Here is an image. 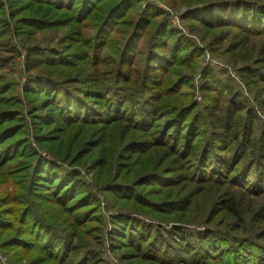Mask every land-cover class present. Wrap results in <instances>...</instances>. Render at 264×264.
<instances>
[{
	"label": "trees",
	"instance_id": "obj_1",
	"mask_svg": "<svg viewBox=\"0 0 264 264\" xmlns=\"http://www.w3.org/2000/svg\"><path fill=\"white\" fill-rule=\"evenodd\" d=\"M31 1H36L37 6L41 7L48 5L73 11L75 14L72 13V17L75 15V18L72 20L75 21L77 33L84 36L93 30V34L86 36V39L81 37L80 40L82 45L87 47L82 53L86 60H83L82 56L77 58L78 55L75 54L67 62L59 61L62 59L55 62L54 59L59 57L57 54L42 57L39 52L29 50L25 68L31 70L42 65L41 61L50 59L48 65H54L55 62V66L59 67L58 71L65 73L62 80L53 77L39 81L35 78L37 84L27 88L29 93H34L40 84L45 95L42 103H54L46 104L47 107L43 108L41 106L43 112L31 114L30 118L49 115L50 122L45 124V127L52 129H55L53 126L59 125L61 128L75 123L98 127L105 123L101 126L105 127L127 122L133 129L153 130L149 134V145L162 148V156L169 157L167 151H171V157H177L180 161L186 160L193 166L192 171L190 169L185 173L190 176L183 174L179 182L165 181L168 179L166 174L175 180L180 177L177 172L179 167L174 166H166L161 177L148 174L147 179L155 181L154 185L157 183L170 189L182 188L188 183L192 184V190L201 191L204 186H208L219 194L213 207L228 214L235 225H238L225 230H190L185 226L165 228V224H152L153 221L150 220L145 222L129 216H114L111 219L117 221L116 237H123L127 244L120 241L117 243L127 247V251H130L127 252L129 258L144 264H264V99L261 98L264 92V41L256 48L251 40L257 36L264 37V0H160L174 11H180L178 20L188 35L196 37L195 29H203L207 37H211L208 47L212 46V42L222 45L225 42L223 36L224 40L235 38L234 42L228 44V61L231 65L243 64V68L238 69L239 75L242 73L239 77L256 89L258 94L255 103L261 109V114L247 104L241 92H235L227 81H218L208 69L200 75L204 82L200 86L204 95V114H200V111L194 113V105H176L173 110L171 96H181L176 93L183 88L185 78L187 81L193 80L192 72L187 76L181 73L179 75L175 70L174 67L182 65L185 58L179 56L178 52L183 50L187 53V59L198 52L193 49V43L187 35L170 23L164 10L147 0ZM143 1L145 6L139 9L138 6ZM132 10L136 11L135 16H130ZM35 13L48 12L36 10ZM118 23L124 26L120 31L123 38L117 43L115 51H111L114 43L112 35L118 33ZM179 46L182 49H179ZM137 56L143 60L140 68H134ZM78 59L81 61L76 62ZM195 66L189 63L186 67ZM71 74L75 75L74 80H70L73 77ZM70 81L83 86L80 90L66 89L71 84ZM52 83L58 85L56 90L51 87ZM187 85H190V82ZM58 88L65 92L61 94ZM4 93L5 88L0 86V96ZM58 99L59 105L55 107ZM99 99L103 101L100 105L102 111H91L88 101ZM35 109L36 107H33V110ZM0 113H3L0 114V126L13 121L10 111L0 110ZM204 115L212 117L209 121L211 125L218 122L221 132H214V126L209 130L210 126L207 127L203 122ZM158 116L164 117L166 121L161 127L162 131L157 130L158 126H153ZM44 118L37 125L41 124ZM35 129L39 130L40 126ZM42 136L45 142L53 140L50 130ZM122 141H125V137ZM192 141L194 142L191 144ZM0 144L4 145L0 150L3 155L0 169H5V165L15 155V145L12 149H7L10 144L6 145V140L2 141L1 138ZM25 145L27 149V143L21 148ZM28 151L24 150L23 154L28 156V159L31 157L29 162L33 163L38 154ZM44 152L46 155L49 153ZM81 152L83 148L77 151V159ZM48 156L40 159L39 166L43 165V171L47 168L46 176H43L45 183L51 180L49 177L53 174L54 181L51 180V183H56L53 191L58 195L60 193L63 199H72L79 195L87 199L85 203L88 205L97 204L96 196L82 180H77L79 174L76 171L71 168L69 172L60 170V165L65 166L64 163H68L65 156ZM106 163L109 166L105 168L108 171L105 180L111 177L113 180L105 184V187L122 188L127 192L124 198H127L128 202L138 200L142 202L141 207L150 209L147 200L140 199L138 191V186L145 183L142 182L145 178H139L133 184L120 185L116 182L119 173L110 176V172L114 168L125 169L124 162L117 156L108 162L97 158L94 160L95 171ZM55 169H58V172H52ZM152 176L154 178H151ZM193 176L196 178L193 179ZM22 189L24 191V188ZM27 191L25 189V192ZM180 192L181 190H178L177 194ZM23 197H31L30 192L28 196ZM183 199L184 197L175 196L171 202L166 203L172 208L178 206V209L186 210L190 203ZM12 201L14 198L10 197L6 202L1 200L0 205L5 206ZM20 214L14 222L22 224L24 230H19L22 232L18 233L17 237L12 238L13 234L9 235L11 238L0 246V250L16 249L20 257L33 252L40 253L41 259H32L28 264H101L99 244L88 243L91 240L98 241L101 237L86 240L82 232L85 226L81 229L84 223L80 220H63V224H51L39 218L37 225L32 227L27 220V212ZM89 218L96 220L94 216ZM0 227L6 231L10 230L9 224L2 219ZM98 242L100 243V240Z\"/></svg>",
	"mask_w": 264,
	"mask_h": 264
},
{
	"label": "rangeland",
	"instance_id": "obj_2",
	"mask_svg": "<svg viewBox=\"0 0 264 264\" xmlns=\"http://www.w3.org/2000/svg\"><path fill=\"white\" fill-rule=\"evenodd\" d=\"M143 2L139 4V9L144 8L145 2ZM156 3L155 7L164 10L170 23L180 30L181 33L187 35L193 43V49L198 52L192 55L193 59L191 57L187 59V53H184L183 50H180V53L178 52L179 56H184L185 58L181 57L184 58L183 64L175 66V70L179 75L181 73L187 76L192 72L193 80L187 81V78H185L182 85L183 88L181 87L182 89L179 90V93H176L177 95H181L180 97L170 95L172 97L170 102L174 104L171 105V108L175 110L176 105H194L195 107L192 109L194 113L200 111V114H204L202 112L204 95L200 89V86L204 82L200 78V75H203L204 73L202 74V72L208 69L214 73V77L218 81H227V84L233 86L235 92H241L247 104L250 107L252 106L251 108H256V111L261 114V109L255 103L258 94L256 89L239 77L240 75L242 76V73L239 75L238 69L243 68V64L233 63L231 65V62L228 61L230 57V53H226L228 44L234 42L235 38L229 37L224 40L225 36H223L222 39L225 42L222 45H219V42H212V46L208 47L211 37H207L203 29L199 31L195 29L196 37L188 35L187 31L182 27V23L178 22L177 24L175 23L176 21L173 22L169 15L171 13L165 9L168 8V10L177 15L180 14V11H174L160 0H156ZM36 10L38 12L39 10H46L48 13L36 14ZM131 12L130 16H135L136 11L132 10ZM72 13L75 14L64 7L58 9L48 5L43 7L37 6V2L31 0H0V22L2 23L0 24V86L5 88V93L0 96V110L10 111L13 120L8 125L0 126V138L2 141L6 140V143H8L6 145L10 144L7 149H12L15 145L13 150L15 155L5 165V169H0V202L1 200H5L6 202L10 197L14 198L12 203H6L5 206L0 205V219L10 226V230L8 231L0 227V246L7 242L9 238L17 237L18 233L22 232L19 230H24L22 224L14 222V220H18L21 212H27V220L32 224V227L37 225L39 218L43 222L51 224L56 222L63 224V220H80L84 223L83 226L81 225V229L85 226L82 232L86 240L101 237L99 239L100 243L98 242L99 240L88 242L99 244V248H101V264H144L137 259L129 258V253L127 252L130 251H127V247L117 243V241H120L125 242V245L127 244L123 237L120 239L116 237L118 235L117 221H112L113 219H111L114 216L126 218L129 216V218L145 222L150 220L153 221L152 224H157V222L165 224V228L185 226L190 230H204V228L225 230L237 227L238 225H235L236 223H234L228 214L213 207V204L218 201L219 194L213 192V189H210L208 186H204V189L201 191L192 190L190 189L192 184L188 183L182 188L176 187L170 189V187L161 186L157 183L154 185L155 181L147 179L148 174L161 177L162 173L165 172L163 169L166 166H174L179 167L177 168V172L180 177L175 180L170 178L169 174H166L165 176L168 179L165 181L172 182L173 180V182H179L183 174L190 176V174L185 173L190 171V169L192 171L193 166V164L187 163L186 160L180 161L177 157H171V151H167L169 157H167L168 155L162 156V148L159 149L158 147L149 145V134L153 130L140 131L133 129L127 122L105 125V127H101L105 123H102L99 127L91 124L75 123L61 128L59 125L58 127L53 126L55 129H52V127H45V124L50 122L49 115L30 118L31 114L43 112L41 106L43 108L47 107L46 104L53 103V101L42 103L45 95L42 92L44 88L40 84L38 85L39 89H35L37 90L36 92H28L27 88L29 86L37 84L35 83V78L39 81L53 77L57 80H62L65 73L58 71L59 67L55 66V62L59 59H62L59 61L67 62L75 54L78 55L77 58L81 56L83 58L84 55L82 53L87 50V47H84L80 40L81 37L82 39H86V36L89 37L93 34V30L87 32L84 36L77 33L75 21L72 20V18H75V15L72 17ZM42 22L43 25H41ZM123 28L122 23L117 24L116 31L118 33L112 35L114 43L111 51H115L114 48L118 46L117 43L122 41L123 35L120 31ZM166 37L169 36L166 35ZM251 40L256 48H258L260 43L264 41V37L257 36ZM179 49L182 48L179 46ZM29 50L39 52L42 57H46L48 54H57L59 57L54 59V65H48L50 59H46L41 61L42 65L29 70L25 68ZM83 60L86 59L83 58ZM79 61L81 60H76V62ZM174 62H176V58H174ZM134 63V68H140L143 64L142 57L137 56ZM189 63L193 64V66L196 63V66L193 68L186 67ZM71 75L73 77L70 80H74L75 75ZM70 82L71 84L66 89L80 90L83 86L79 83L74 84L72 81ZM189 82L190 85H187ZM56 86L58 85L55 83L51 84L54 90H56ZM60 90L62 91V89ZM61 91V94L65 92ZM261 98L264 99V92H262ZM88 102L91 104L88 106L91 111H102L100 105H102L103 101L101 99ZM58 105L59 99L56 100L55 107ZM48 106L50 108L53 107V105ZM33 107H36V109L33 110ZM43 117H45L43 122L41 121V124L37 125ZM211 119L212 117L210 116H203V122L206 123L207 127L210 126L209 130L214 126V132H221L218 122L210 124L209 121ZM165 122L164 117L158 116L154 120L153 126H158L157 130L162 131L161 127ZM37 126H40L39 130L35 129ZM48 130H50L51 139L53 140L45 142L42 135ZM180 133L182 134V132ZM123 137H125L124 142L127 145L122 141ZM25 143H27V149L26 145L21 148ZM2 148H4V145L0 144V150ZM41 148L44 151H49L48 155L65 156L68 163H64L65 166L60 165V170H65L62 172H69L68 170L71 168L73 171H76L79 174L77 180H82L86 184L87 188L96 196L97 204L93 206L88 205L85 203L87 199L79 197V195L74 196L72 199H70L71 197L63 199L60 193L58 195L56 191H53L56 185V183H51V180L52 182L54 181L53 174L49 177L51 179L49 182L45 183L43 181L47 168L45 167L44 172L43 165L39 166L41 163L40 159L43 160L49 156ZM79 148H83V152H81L77 159L76 153ZM133 148L134 150H132ZM24 150H29L28 153L32 151L37 152V160L33 163L29 162L32 159L31 157L28 159V156L23 154ZM2 156V153H0V160L3 158ZM114 156L119 157L121 162H124L126 168L111 169L110 176L119 173L116 182L120 185L133 184L139 178L144 177L145 181L142 182L145 183L138 186L139 197L143 201L147 200L150 209L141 207L140 204L142 202L138 200L128 202L127 198H124V196H127V192L122 188L110 189V187H107V190L105 184L112 179L111 177V179L107 178L105 180L106 174H108L105 168L109 165L107 163L106 165H101L102 167L95 171L94 160L98 158L101 161L108 162ZM57 170H52V172H58ZM8 171L10 173H7ZM181 172L182 174H180ZM153 176L151 178H154ZM194 178L196 177L193 176ZM22 188H24V191ZM25 189L28 191L25 192ZM178 190H181L179 194H177ZM29 192L32 198L23 197L28 196ZM175 196L177 198L184 197L183 201L187 200L190 203L189 208L180 210L178 206L174 208L170 207L166 202H171ZM45 198L50 199V202ZM65 208L69 210L67 211ZM96 210L99 213L95 214ZM92 216L96 220L89 218ZM25 228L27 229V225H25ZM9 235L12 236L9 237ZM74 241L77 240L74 239ZM15 250L7 248L0 250V264H28L32 259H41L40 253L33 252L26 254L25 257H20Z\"/></svg>",
	"mask_w": 264,
	"mask_h": 264
},
{
	"label": "built area",
	"instance_id": "obj_3",
	"mask_svg": "<svg viewBox=\"0 0 264 264\" xmlns=\"http://www.w3.org/2000/svg\"><path fill=\"white\" fill-rule=\"evenodd\" d=\"M149 3H151V4H153L154 6L155 5H157V3H156V0H147ZM160 6V5H159ZM162 8V7H161ZM164 9V8H163ZM167 12H169V13H171V14H169L170 15V17H171V20L173 21V22H175V23H177L178 24V22H179V20H178V15L177 14H175V13H173L171 10H168V8L167 9H165Z\"/></svg>",
	"mask_w": 264,
	"mask_h": 264
}]
</instances>
